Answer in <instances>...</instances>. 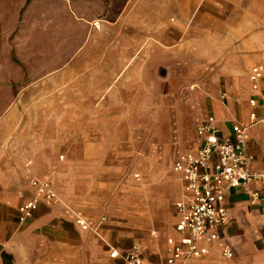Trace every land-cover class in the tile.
Segmentation results:
<instances>
[{"label": "crops", "instance_id": "crops-1", "mask_svg": "<svg viewBox=\"0 0 264 264\" xmlns=\"http://www.w3.org/2000/svg\"><path fill=\"white\" fill-rule=\"evenodd\" d=\"M261 10L264 0H0V46H31L32 30L45 31L48 39L49 30L66 29L84 31L74 44L138 49L122 53L119 59L127 66L120 71L111 64L99 68L101 55L94 54L78 57L95 62L75 76L59 75L72 78L63 81L62 92L75 94L83 105H72L74 117L58 121L55 133L41 129L38 152L17 163L12 180L1 175L2 264H125L121 255L134 245L142 247L143 264H169L167 239L179 242L183 235L176 203L186 196V181L166 170L165 157L171 154L173 166L184 153L199 150L203 139L197 126L209 115L224 136L233 135L235 123L249 126L250 168L264 174V79L258 90L250 81L251 67L264 61V24L241 22V15ZM146 46L167 48L178 56L179 73L197 79L191 105L161 102V80L170 79L160 73L147 78L139 65H128ZM105 54L111 63L114 56ZM118 77L126 80L115 82ZM30 177L52 179L60 202L42 201L22 223L19 206L33 194ZM66 206L97 227L79 228ZM224 206L231 219L221 239L202 242L207 252L191 262L222 260L229 244L234 264H264V179L230 189ZM113 250L120 255L112 256Z\"/></svg>", "mask_w": 264, "mask_h": 264}, {"label": "rangeland", "instance_id": "rangeland-1", "mask_svg": "<svg viewBox=\"0 0 264 264\" xmlns=\"http://www.w3.org/2000/svg\"><path fill=\"white\" fill-rule=\"evenodd\" d=\"M260 2L263 0H253ZM179 17L175 16L170 22L177 23ZM253 22L254 24H264V13L241 15V22ZM247 26V25H246ZM45 31L32 30L33 44L31 46L7 47L0 46V183L1 175H6V181L12 180V176L18 169L19 162L25 163L31 159L30 153H36L39 150L42 137L41 129H48L49 134L55 133L58 121L63 118L74 117L72 105H83L76 103V95L63 93V81L72 80V78H62L59 75L70 71L74 73L86 69L91 62L89 58L80 60L78 57L85 55H101L96 64L99 68H108L112 65L115 71L126 68L127 63L120 61L122 53H138L137 47L128 48L118 46L106 47L91 45H78L74 41H79L84 31L77 30H57L52 29L47 32L48 39H45ZM43 33V35H41ZM87 34V33H86ZM20 35V31H18ZM88 37V34L86 35ZM45 42H49L48 45ZM111 53L113 60L111 63L104 60V54ZM140 59L135 62H129L128 65L146 71V77H152L153 74L160 73L161 78L170 80H161L160 83V101L179 100L180 105H191L190 97L196 87L199 85L196 78L187 79L179 73L180 64L177 62L178 56L170 52L165 47L147 46L139 49ZM105 54V55H106ZM95 57V56H93ZM99 57V56H97ZM245 54L241 55V65L245 69ZM24 59L27 62H24ZM95 59V58H94ZM172 76H171V75ZM171 76V78H168ZM125 81L124 78H116L115 82ZM59 84H61L59 86ZM120 86V85H118ZM148 96V94H147ZM146 103L148 98L146 97ZM162 103V104H163ZM84 105H88L86 102ZM149 105H146V109ZM152 114V113H151ZM146 116H148L146 114ZM169 115L162 118V123L169 122ZM186 114L184 121V130L191 129ZM166 134H170L166 126ZM165 132V131H164ZM164 144L169 146V142ZM62 159V158H60ZM167 171L172 172L171 154L165 157ZM5 182V184L7 183Z\"/></svg>", "mask_w": 264, "mask_h": 264}, {"label": "built area", "instance_id": "built-area-1", "mask_svg": "<svg viewBox=\"0 0 264 264\" xmlns=\"http://www.w3.org/2000/svg\"><path fill=\"white\" fill-rule=\"evenodd\" d=\"M94 26L98 27V22H94ZM263 79L264 61L254 64L250 69L253 90H258ZM252 117L255 118V114H252ZM197 129L198 135L203 139L201 148L196 152L184 153L172 166L173 171L180 173L186 181V196L176 203L180 213L177 230L183 235L179 242L173 237L167 239L169 264H195L191 259L207 252L200 244L221 239V229L231 219L224 206L226 193L238 186H246L254 180L264 179L263 173L253 172L250 168L252 157L247 147L248 125L235 123L233 135L224 136L216 118L209 115L199 121ZM29 184L33 194L19 206V218L22 223L33 217L42 201L48 205L60 202V195L54 188L52 179L30 177ZM19 194L20 197L25 195L23 191ZM258 195L259 193H254L255 197ZM66 208L79 228L88 230L97 227V223L82 212L69 206ZM234 254L232 247L226 244L222 249V260L203 264H234ZM111 255L117 257L120 254L113 250ZM121 257L125 264H143L141 245H134L132 250L123 253Z\"/></svg>", "mask_w": 264, "mask_h": 264}]
</instances>
